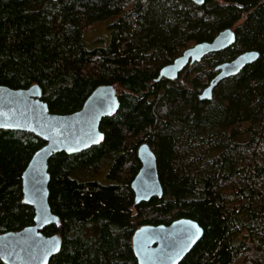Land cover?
<instances>
[{
    "label": "trees",
    "instance_id": "1",
    "mask_svg": "<svg viewBox=\"0 0 264 264\" xmlns=\"http://www.w3.org/2000/svg\"><path fill=\"white\" fill-rule=\"evenodd\" d=\"M110 18L109 43L89 48L86 30ZM228 27L237 34L231 47L176 80H155L187 47ZM249 49L259 58L201 100L215 67ZM33 84L58 114L79 110L101 84H114L121 101L102 121V143L50 160L60 223L44 233H60L63 244L49 264H139L135 231L181 217L204 234L180 264H264V0H0V85ZM144 142L164 194L136 204ZM44 144L0 129V232L33 224L22 174ZM102 167L107 183L97 177Z\"/></svg>",
    "mask_w": 264,
    "mask_h": 264
},
{
    "label": "water",
    "instance_id": "2",
    "mask_svg": "<svg viewBox=\"0 0 264 264\" xmlns=\"http://www.w3.org/2000/svg\"><path fill=\"white\" fill-rule=\"evenodd\" d=\"M193 1L203 4L206 0ZM236 40L235 29L225 28L213 40L187 47L160 69L155 80H176L189 65L231 47ZM259 56L258 50L249 49L218 64L216 75L202 90L200 99L211 100L222 81L238 75ZM42 95L38 84L28 88L0 85V129L33 133L45 141L22 174L24 202L34 208V222L20 230L0 232V260L5 264H49L60 252L63 244L60 233H44L47 226L60 223L49 202L50 160L56 153L73 155L102 143L105 139L101 129L103 119L117 114L121 108L114 84L97 86L79 110L67 114L51 112ZM138 156L141 167L131 184L136 204L164 194L157 156L147 142L139 146ZM203 234L200 223L189 217L169 224H146L135 231L133 249L139 264H180Z\"/></svg>",
    "mask_w": 264,
    "mask_h": 264
},
{
    "label": "rangeland",
    "instance_id": "3",
    "mask_svg": "<svg viewBox=\"0 0 264 264\" xmlns=\"http://www.w3.org/2000/svg\"><path fill=\"white\" fill-rule=\"evenodd\" d=\"M115 20V18H110L107 20H102L96 22L90 26L85 32V42L89 48L107 45L112 37V31L109 25ZM107 168L102 167L98 172V179L103 183L109 182L106 177Z\"/></svg>",
    "mask_w": 264,
    "mask_h": 264
}]
</instances>
